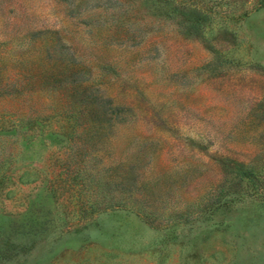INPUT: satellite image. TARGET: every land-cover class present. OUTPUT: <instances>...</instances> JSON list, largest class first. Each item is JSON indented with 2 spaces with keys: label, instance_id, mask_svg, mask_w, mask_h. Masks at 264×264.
Listing matches in <instances>:
<instances>
[{
  "label": "rangeland",
  "instance_id": "rangeland-1",
  "mask_svg": "<svg viewBox=\"0 0 264 264\" xmlns=\"http://www.w3.org/2000/svg\"><path fill=\"white\" fill-rule=\"evenodd\" d=\"M176 1L165 17L143 0H0V123L67 130L56 80L71 77L126 111L63 146L0 137V264H264V197L223 168L264 179V0ZM195 5L208 25L176 27ZM129 158L131 190L100 184ZM83 163L92 195L58 180L45 194Z\"/></svg>",
  "mask_w": 264,
  "mask_h": 264
},
{
  "label": "trees",
  "instance_id": "trees-1",
  "mask_svg": "<svg viewBox=\"0 0 264 264\" xmlns=\"http://www.w3.org/2000/svg\"><path fill=\"white\" fill-rule=\"evenodd\" d=\"M143 2H146L148 5H157L160 11L159 14L165 17L170 16V14L166 11L167 9L170 10V13H175L174 15H178L179 13L175 12L177 10L175 5V2H177L176 0H143ZM189 12L190 13L187 16H182L180 14V18L182 19L176 23V27L184 26L185 29H188V31L197 32L201 31L208 25L209 17L206 13L204 14L201 12L196 5ZM63 69H65V66ZM69 79L70 80H67V78L63 80H56L57 82L65 81L63 82L64 85L62 86L61 92V94H63V98L61 95L59 96L64 103L60 105V109H57L56 114L62 116L65 123L69 125L68 128H66L67 130H61L57 127L51 126L46 127L47 125L45 124V121L33 117L27 119L25 121L26 123L22 125L20 124V118L18 117L15 121L8 120L6 124H3L2 122L0 123V137L19 134L17 138L19 145H23L25 148H32L36 145H44L46 142L50 145L58 143L61 144L60 146H63L70 140L76 143L75 138L84 139L89 135V137H91L92 134L96 137H103V135L108 134V131L111 130L114 125L122 123L121 121L125 120L124 114L126 111H124L122 106L113 104L107 96H98L95 93H91L90 91L92 86L83 84L81 81L78 82L77 78L71 77ZM17 92H19V89ZM131 161L132 160L130 158L125 160L118 159V161L114 164L104 167L105 174L103 175L106 181H101L100 184L103 183V185L106 186L108 183L112 182L117 190L121 191V193H127L131 190V177L134 173L132 172L133 163ZM237 166L239 168L233 170L232 167L228 165H225L223 168L225 173H233V178L236 182L246 179V183L249 188V193H247L248 195L264 197V179L260 177L251 167H243L242 164H238ZM68 168L69 166H67V164H62V168L57 173V176L60 174L58 179L50 178L46 179L47 181L43 180L41 188L46 190L45 194L51 196L52 193L53 195V191L56 190V186L53 182L54 180H58V184L61 182L66 184L67 182L71 186L70 188H72L74 184H78L76 185L78 187H75L76 190H74V192H77L79 187H81L89 189L91 193L90 195H92L95 186H88L87 181H90L91 179H89L90 177H86V175L93 174L92 171L88 170L89 167L86 165L84 168L83 163V168L79 170L76 169V171L72 173L71 171L74 167L70 171ZM5 169L6 167H3L2 169L0 167V190L2 189L4 181H7L10 178L9 173L5 172ZM80 170L81 172L84 170V174L82 176L78 174ZM222 188L223 187L221 186L220 191ZM101 193H103L102 198H105V192L101 191ZM228 193L229 191H224V196ZM220 196H223V194ZM220 196L216 197L217 201L214 205H211L213 209L226 207L228 202L232 201V198ZM83 200L85 206L91 210L100 204L99 200H92L86 192ZM29 201L32 202V199ZM124 201V199L117 201L118 208L122 209L126 207ZM109 208L114 207L110 206ZM85 209L86 208H83V210ZM6 216L8 219H13L9 218L8 215Z\"/></svg>",
  "mask_w": 264,
  "mask_h": 264
}]
</instances>
